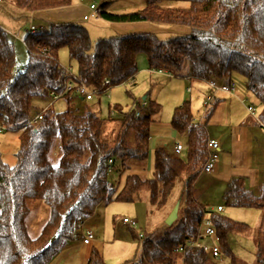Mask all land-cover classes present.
<instances>
[{"label": "trees", "instance_id": "trees-1", "mask_svg": "<svg viewBox=\"0 0 264 264\" xmlns=\"http://www.w3.org/2000/svg\"><path fill=\"white\" fill-rule=\"evenodd\" d=\"M8 1L29 15L73 6V0ZM142 1L145 7L140 11H103L100 15L114 24L179 27L182 34L166 41L151 32L118 35L100 39L93 47L82 23L44 22L49 29L36 27V32H27L28 61L20 68L12 36L0 28V126L21 133L16 166L0 158V264H51L80 241L78 224L91 219L100 205L134 203L147 192L151 205L163 208L181 179L185 190L178 199L180 220L160 240L141 234L143 257L136 264H215L203 249L188 247L206 219L216 229L222 254L236 264L229 236L247 234L250 226L209 210L194 197L209 159L207 124L217 102L203 124L195 122L190 102L175 109L171 124L186 137L187 158L166 147L157 149L152 177L133 173L132 166L142 167L150 157L151 128L158 122L154 117L162 112L157 102L149 101L142 118H136L135 112L126 117L120 105L110 108V113L120 115L113 143L105 139L104 132L115 119H102L88 108L81 114L80 108H74L77 96L66 97L69 108L59 114L40 106L51 102L50 94L60 92L67 80L59 59L61 49L67 48L78 66L76 77L90 89L102 88L106 79L113 87L135 79L143 55L150 65L161 63L178 72L188 63L187 78L207 85L213 80L230 84L238 74L263 108L260 121L264 124V0ZM172 3L189 6L173 7ZM38 115L43 120L31 125ZM110 159L119 173L116 186L110 183ZM222 200L231 208L264 212V183L257 196L247 188L245 178H234ZM33 202L44 203L50 212L38 237L32 236L29 226ZM86 264L106 262L94 247Z\"/></svg>", "mask_w": 264, "mask_h": 264}, {"label": "rangeland", "instance_id": "rangeland-1", "mask_svg": "<svg viewBox=\"0 0 264 264\" xmlns=\"http://www.w3.org/2000/svg\"><path fill=\"white\" fill-rule=\"evenodd\" d=\"M5 1L8 2V0ZM73 5L79 10H85L92 5L97 8L98 17L90 18L88 21L82 22L89 32L93 47L98 40L109 39L115 36L111 24L101 17V12L106 11L114 14H123L140 11L145 7V3L142 0H73ZM171 5H173V7L189 6L187 3H172ZM26 17H28L27 23L22 26L17 35L12 36L16 49L17 64L20 68L25 66L28 61L27 49L24 44L27 32L33 26L37 28H50V25L43 23V21L30 18L28 15H26ZM154 27L157 28L150 32L157 35L162 41L182 34L181 28L179 27L161 25H154ZM59 59L65 73L67 70L71 69V73L74 76H78V66L76 62L70 58L67 48L61 49ZM154 66H158L159 69L168 72L165 75H160L157 70H154V74H152L149 70L150 67ZM170 72L175 76L174 78L167 76ZM188 72V63H186L183 70L178 72L161 63H153L150 65L148 58L143 55L138 59V73L135 76L136 80L134 79V82L130 81L113 87L109 92L111 98H109L108 95H103L100 97V103L99 98H96L94 102L87 103L78 99L74 103V108L76 110L80 108L82 110L81 114H84L88 108L90 112L97 114L100 118L109 120L110 108H113L115 105L122 106L124 113H128L131 110L135 100H142L144 97H146L148 101H155L161 105V114L154 117L156 120H160V122L154 124L151 130L154 132L155 128H161L164 131H171L174 135L166 139L160 138V140L154 138L150 142V157L147 163L142 166V169L146 168L145 172L147 173L151 169L154 160V152L157 149L163 146H169L167 148L172 151L176 142H180L184 147L186 146V137L178 134L171 124L174 111L178 106H181L180 104L190 102L195 122L199 123V120H201L204 103L210 93V89L209 93L208 89L207 93H204V89H206L205 83L192 84V82H188ZM232 82L236 84V90L240 96L246 99V105L256 106L255 108L258 112L256 115L257 118L259 115L258 109L261 107L254 96L248 91L246 79L238 74H234ZM189 89L190 91H188ZM220 94H218V96ZM234 99L235 98L225 97L226 101L222 102L220 106ZM238 103L242 111H239L237 115L235 114L236 121L241 123V120L250 121L251 118L255 119L245 110V105H243L240 100ZM40 106H42V108H51L54 114H59L69 108V103L67 99H63L54 103L48 102ZM219 110L220 108L218 111ZM218 111H216L217 113L213 114L208 121L207 130L209 133L217 132L220 124L226 125L232 120L230 119L229 107L223 108L219 114ZM118 118H120L119 114L115 118V122H109L105 126L106 130L104 132V137L110 143L114 142L115 136L120 129V122L117 121ZM260 133H262V130H260ZM20 134V132L15 130H6L0 133V158L10 167H14L17 164L16 156L21 149ZM179 156L182 159L187 158L186 147L183 154ZM255 156L256 159L254 158L252 161L248 160V164L254 168V173L250 176L251 181L248 184V189L254 191V194L258 196L260 194V189L256 187V182L257 179H261V177L262 180H264V152L259 148ZM132 169L133 172H136L139 170V167L132 166ZM142 169L139 172L140 174L145 173L142 172ZM144 176L147 177V174ZM149 177H152V175ZM118 179L119 173L117 171L110 174V183H115ZM184 182V179L179 180L169 203L163 208L152 206L150 203V194L145 192L141 194L139 199L134 203L113 202L104 205L100 210L97 209L92 221V225L95 227H91L95 233V241L91 245H85L78 256L71 258L69 264H80L82 257L85 255L89 257L94 247L101 252L106 264H136L139 262L143 257L142 240L139 235L147 233L148 235H152L156 240H160L164 237L169 230L167 220L178 205V199L184 194ZM217 187L218 185L216 188ZM222 195L223 193H217L214 189L205 197L206 200L201 202L216 207L220 205L223 207V212H221L222 215L250 226V231L247 234L242 235L234 233L229 236L236 264H264V212L255 209L228 207L222 200ZM31 209L32 217L29 226L32 236L38 237L43 226L49 219L50 212L48 207L41 202L31 203ZM181 209H179L176 222L181 218ZM124 219L137 222L138 227L136 231L131 230L125 225L123 223ZM134 234L138 235L139 238H135ZM80 241H82V238ZM204 243L210 246L214 244L212 239H206ZM258 253H260V256ZM212 262L215 264H233L232 259L223 254L220 259L212 258Z\"/></svg>", "mask_w": 264, "mask_h": 264}, {"label": "crops", "instance_id": "crops-1", "mask_svg": "<svg viewBox=\"0 0 264 264\" xmlns=\"http://www.w3.org/2000/svg\"><path fill=\"white\" fill-rule=\"evenodd\" d=\"M23 12L19 10L18 8H16L14 5H12L10 1L7 2L5 0H2L0 2V28L4 29L11 36L17 35V33L20 32L22 26L27 23L28 17H26V15L30 16V18L43 21V23L44 22L56 23V24H65V23H73V22L82 23L84 22V17L90 14V8L87 7L85 10H79L75 5H73L69 8L48 11L40 15H34V14L29 15ZM110 24L113 28V34L115 36H118V35L125 36V35H130V34H135V33L150 32L153 29L157 28V27H154V25H151L149 23H133V24L110 23ZM158 69H159L158 66L150 67L149 72H152V74H154L153 71L157 70L158 74H160L159 71H162L160 75H165L168 72V71H163L161 69L159 70ZM171 73L172 72H170L167 76L170 78H174L175 76H173ZM135 80H136V77H135ZM188 82H192V84L201 83V81H194V80H189ZM207 89L209 93V88L206 84V89H204V93H207ZM188 91H190V89ZM220 95H219L220 97L218 96L219 98L217 97L216 99V102L219 104L216 111H218V109L220 108V110L218 111V114H219L221 110H223V108L229 107L230 108V111H229L230 119L232 120H230L229 124H226V125L220 124L218 131L215 133H209L208 131L209 139L219 141L220 152H219V160L216 163L214 171L209 175H204V174L201 175V177L199 178L198 182L195 185L194 197L200 202L203 200H206L205 197H207V195L214 189L216 190L217 193H224L226 186L234 178H239V177L245 178L246 185L248 188V184L251 181L250 176L254 173V168L250 164H248V160L252 161L256 157L255 155L257 154V151L259 148L264 152V137L262 136L263 130L258 122V119L261 118L263 108L258 109L259 110V115L257 117L258 119L249 113L255 119L250 117L251 118L250 121L241 120V123H240L239 121H236L235 119V114L237 115L239 111H242L238 101L240 100V102L243 105H245L244 108L246 111H248V107L252 105H246V99L243 96H240L237 90L233 94L222 93ZM225 97H231L235 99L230 102L227 101L225 102V104L220 106L222 102L226 101ZM145 98L146 97H144L142 100L147 101V103L149 104V101ZM100 102L101 101L99 97V103ZM180 105L182 106L183 103ZM216 111L214 114L217 113ZM158 122H160V120H158ZM154 130H155L154 132H152L151 130L150 142L154 138L160 140V138L166 139L167 137H173L174 135V133H172L171 131H164L161 128H155ZM260 130H262V133H260ZM176 144L177 142L175 143V146ZM175 146H174V149L171 151L174 154H175ZM165 147L167 148L169 146H165ZM152 163H154V160ZM142 168L143 167H139V170H137L136 172H133V171L132 172L138 175H142V176L147 174V177L152 175L153 164L151 166L150 171L147 173L145 172L146 168L144 169ZM141 169L143 170L142 172H145V173L140 174L139 172L141 171ZM119 182L120 180L118 179V181H116L115 183H111V184L113 186H116L119 184ZM263 183H264V180H262V177L261 179L258 178L256 182V187H259L260 189ZM217 185L218 187L216 188ZM205 205L209 206V210L215 211V212L217 211L219 207H221L220 205L217 207L212 206V205H209L208 203ZM103 206L104 204L100 205L97 209L100 210ZM93 218L94 217L89 219L87 222L88 226L92 228L95 227L92 225ZM84 246L85 245H83L81 241L74 242L69 247H67L65 250H63L52 261L51 264H69V262L71 261V258L74 256H78L82 252ZM88 259L89 257L85 255L80 260V264H86Z\"/></svg>", "mask_w": 264, "mask_h": 264}, {"label": "built area", "instance_id": "built-area-1", "mask_svg": "<svg viewBox=\"0 0 264 264\" xmlns=\"http://www.w3.org/2000/svg\"><path fill=\"white\" fill-rule=\"evenodd\" d=\"M90 11L92 12L91 14L92 18L98 17V11L95 6H91ZM84 19L87 21L89 19L88 15H86ZM36 29L37 28L34 26L31 27V30L33 32H36ZM66 72L68 74V77L64 83L62 90L60 92H52L50 94V99L52 103L63 100L68 96H77L78 99H80V101L84 103L92 102L96 98L102 97L103 95H108V97L111 98V96L109 95V92L111 91L113 86L110 80L106 79L103 84V87L100 89H97V88L90 89L85 84H83L81 81H79V79L71 73V69L67 70ZM159 73L161 74L162 71H159ZM131 81L134 82V79H132ZM208 86L210 89V93L208 94L206 101L204 103L203 115L201 117V120L199 121L200 124H203L205 119L209 115L212 107L214 106L216 102L218 94L220 93L233 94L236 92V84L233 82L230 84H225L217 80H213L210 83H208ZM148 108H149V104L147 103V101L137 100L133 104L131 110L128 113H126V117H128L132 112H135L136 118H142L145 114V111ZM248 111L252 116L256 117L257 110L253 106H249ZM116 117H117L116 112L113 111L110 113L111 119H115ZM42 120H43V115H38L30 123L31 125H35ZM258 122L263 130V137H264V124L260 121V119H258ZM6 130L7 129L4 126H0V133L5 132ZM207 148L209 152V159L203 168L202 175L211 174L215 169L217 161L219 160V152H220L219 141L209 139ZM184 150H185V147L182 144L180 143L176 144L175 154L177 156L181 155ZM108 165H109V174L114 173L113 159L109 160ZM216 212H219V213L223 212V207H219ZM87 222L88 221L81 222L78 224V230L83 236L82 241H81L83 245H91L96 239L95 233L93 232L91 227L88 226ZM123 223L127 225L133 231H136L138 227L137 222L133 220L124 219ZM139 237L141 240L143 239V235H139ZM206 239H212L214 243L213 246L205 244L204 241ZM188 247L203 249L205 253H209L211 257L215 259H220L222 257V252L218 245L217 232L211 220L206 219L204 221L203 225L199 229L197 238L195 240L190 241L188 243ZM178 251L183 252L184 248Z\"/></svg>", "mask_w": 264, "mask_h": 264}, {"label": "water", "instance_id": "water-1", "mask_svg": "<svg viewBox=\"0 0 264 264\" xmlns=\"http://www.w3.org/2000/svg\"><path fill=\"white\" fill-rule=\"evenodd\" d=\"M146 99V98H145ZM179 209H180V204H178L173 212L171 213L170 217L167 220V225L168 227H171L178 219V214H179Z\"/></svg>", "mask_w": 264, "mask_h": 264}]
</instances>
